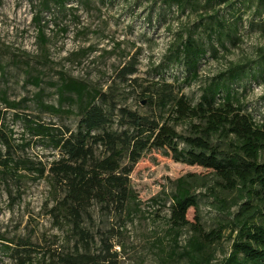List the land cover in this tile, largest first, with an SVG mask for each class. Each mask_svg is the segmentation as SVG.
I'll use <instances>...</instances> for the list:
<instances>
[{
  "label": "trees",
  "instance_id": "trees-1",
  "mask_svg": "<svg viewBox=\"0 0 264 264\" xmlns=\"http://www.w3.org/2000/svg\"><path fill=\"white\" fill-rule=\"evenodd\" d=\"M160 1L166 8L176 7L184 13L197 10L200 0ZM204 1L202 9L213 15L200 16L170 53V62L182 67V85H191L199 78L201 63L209 53L217 57L228 51L229 45H238L240 25L247 13L251 15L249 30L264 35V0ZM80 2L38 0L34 20L44 49L43 15L64 14L71 9L68 5ZM221 6L224 10H216ZM136 73V61L131 60L118 70L117 77L121 84L135 87L139 80L130 77ZM58 75V81L45 82L42 76L28 73L27 82L38 88L32 100L10 101L6 95L2 99L13 116L10 124L6 111L0 110V188L14 205L25 195L27 182H45L49 187L47 216L60 232L59 246L44 249L40 260L34 258L39 244L32 236L9 239L0 234V247L9 252L14 264H120L123 232L141 213L131 174L153 150L164 151L175 162L190 166L203 160L218 171L222 189L236 193L239 200L227 224L205 233L187 217L190 209L198 208V196L185 178L178 179L167 219L171 259L162 258L159 264H169L174 258L186 264H212L209 249L222 239L225 229H230L234 238L229 256L220 264H264V122H257L247 111L238 90L246 80L264 81V48L255 60L233 64L209 82L197 104L182 92V85L166 81L163 75L145 87L139 84V95L148 108L159 112L158 116L119 104L116 84L103 90L64 72ZM43 85L55 89L58 105L45 102ZM31 101L52 117L76 118V127L46 123L23 113ZM17 123L20 133L14 128ZM181 123L189 126L186 135L175 129ZM33 148L49 156H32L29 151ZM217 202L221 209L231 210L226 200ZM94 209L118 224V228L98 230L99 240L91 228ZM188 227L193 228V236L179 253V238Z\"/></svg>",
  "mask_w": 264,
  "mask_h": 264
},
{
  "label": "rangeland",
  "instance_id": "rangeland-1",
  "mask_svg": "<svg viewBox=\"0 0 264 264\" xmlns=\"http://www.w3.org/2000/svg\"><path fill=\"white\" fill-rule=\"evenodd\" d=\"M204 6L205 1L200 0L197 10L188 9L182 13L176 7L166 8L160 0H81L68 5L71 9L64 14L43 15L41 24L47 38L44 49L39 40V26L34 20L38 0H0V110L6 111L10 123L13 113L5 109L3 97L6 95L10 101L32 100L38 88L27 82L28 73L42 76L45 82H56L58 74L64 72L103 90L116 84L119 104L140 114L158 116L159 112L148 108L139 95V84L145 87L163 75L166 81L182 85V67L170 62V53L200 16L213 15L206 13L207 9H202ZM216 10H224V6ZM250 18V13L242 18L236 47L229 45L228 51H221L217 57L209 53L201 63L199 78L191 85L181 86L192 104L199 102L201 90L219 74L233 64L255 60L259 50L264 48V35L248 28ZM131 60L136 61L137 73L130 78L139 80L135 87L121 84L117 77L118 70ZM43 87L45 102L58 105L55 89ZM238 90L247 111L257 122H264V81L246 80ZM27 105L28 108L22 110L25 114L41 118L46 123L76 127L74 117L60 120L40 112L32 101ZM14 128L20 133L19 123ZM175 129L186 135L189 126L181 123L175 125ZM29 153L49 156L39 148H33ZM44 160L51 159L44 157ZM181 178L190 183L199 199L198 208L190 209L187 215L193 225L197 224L205 233H210L232 219L231 212L237 210L234 204L239 202L238 196L222 189L218 171L203 160L190 166L175 162L164 151L153 150L131 174V185L138 196L141 213L127 224L123 232L124 250L121 251L120 264H159L160 259L170 258L172 235L167 232L170 196L176 191V181ZM48 192L49 187L43 181L27 182L22 200L11 205L0 188V234L9 239L32 236L33 242L39 244L38 255H34L36 260L42 259L44 249L59 246L57 236L60 232L52 227L47 216ZM217 199L226 200L227 208L231 210L221 209ZM93 216L95 224L91 228L98 240L101 236L98 230L103 232L112 226L118 228L115 220L96 209ZM230 232L225 229L222 239L209 249L212 264H220L229 256L234 238ZM192 236L193 228L182 231L179 253ZM2 249L0 247V264H14L9 252ZM116 250L120 251L119 248ZM169 264H186V261L174 258Z\"/></svg>",
  "mask_w": 264,
  "mask_h": 264
}]
</instances>
